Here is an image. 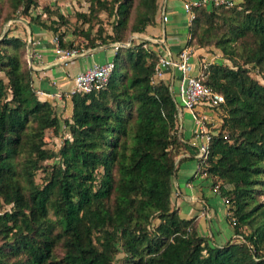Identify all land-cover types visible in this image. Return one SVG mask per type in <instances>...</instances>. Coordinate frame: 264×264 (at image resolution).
Masks as SVG:
<instances>
[{
  "label": "trees",
  "instance_id": "16d2710c",
  "mask_svg": "<svg viewBox=\"0 0 264 264\" xmlns=\"http://www.w3.org/2000/svg\"><path fill=\"white\" fill-rule=\"evenodd\" d=\"M36 3L9 0L2 17L16 15L15 7L26 14ZM132 5L128 29L143 30L154 21L157 0H88L77 15L87 20L103 8L112 30L78 28L79 42L57 32L58 43L84 48L123 40ZM189 9L184 43L212 44L227 60L207 59L200 76L223 96L214 106L221 120L210 134L203 176L223 198L231 233L219 243L199 233L195 214L180 215L172 201L175 155L185 142L167 83L150 79L157 56L148 39L117 44L113 79L110 70L104 85L69 92L64 132L53 102L31 84L25 37L6 27L0 264H111L116 251L118 264H264V0L200 1ZM27 15L28 23L55 32L53 18ZM47 128L61 135L56 147L45 144Z\"/></svg>",
  "mask_w": 264,
  "mask_h": 264
},
{
  "label": "crops",
  "instance_id": "0c3cea01",
  "mask_svg": "<svg viewBox=\"0 0 264 264\" xmlns=\"http://www.w3.org/2000/svg\"><path fill=\"white\" fill-rule=\"evenodd\" d=\"M184 4L185 0H157L154 21L146 24L143 30L134 31V34L145 38L148 35H163L170 49L175 51L184 43L187 35L188 19ZM14 29L16 33L25 37L24 56L29 66L31 84L35 90L42 91L38 92V96L61 105L66 113L70 107L68 91L71 86V74L92 61L109 58L113 53V48L108 41L86 46L82 53L62 58L55 53L52 33L46 27L27 23V28L24 30ZM184 112L189 116L188 111L183 109L178 126V132L181 131V135ZM188 119L190 121L189 135H182L185 147L175 155L176 169L171 181L172 201L176 204L180 215L195 214L199 233L211 235L216 241H221L231 233V225L225 219L221 196L208 187V179L203 174L195 171L196 158L192 153V144L196 139L191 133L193 124L190 116ZM181 155H187V157L177 161ZM216 206L217 209L218 206L221 208L222 215L218 216L214 209ZM211 217L214 218L213 222ZM211 223H214L212 228H215V233L212 231Z\"/></svg>",
  "mask_w": 264,
  "mask_h": 264
},
{
  "label": "built area",
  "instance_id": "2783aa9c",
  "mask_svg": "<svg viewBox=\"0 0 264 264\" xmlns=\"http://www.w3.org/2000/svg\"><path fill=\"white\" fill-rule=\"evenodd\" d=\"M200 1L228 4L233 0H185L184 9L187 12L188 20L192 14L189 9L190 4ZM134 36L137 35L134 34ZM138 38L140 37L138 36ZM52 39L55 53L62 58L78 55L84 51V48L78 46L60 45L56 35H52ZM146 39H148V46L156 52L157 56L150 79L155 80L157 77H162L167 83L175 103L178 126L183 109L188 111L193 124L191 133L196 139L192 144V153L196 158L195 171L204 174L206 163L203 160L208 152L210 134L217 128L221 120L219 112L214 106L223 99L222 93L201 79L199 67L193 71V65L199 64L201 67L207 60L204 57H200L201 60L195 58L196 50L192 45L183 43L175 51H172L163 35H148ZM122 41L129 42L130 38L129 40L126 38V40L114 39L110 41L113 51ZM112 65V58H106L92 61L85 67L76 70L71 74V86L68 92L86 91L92 87L104 85ZM173 83H175V88H173ZM36 92L42 91L37 89Z\"/></svg>",
  "mask_w": 264,
  "mask_h": 264
},
{
  "label": "rangeland",
  "instance_id": "374dc122",
  "mask_svg": "<svg viewBox=\"0 0 264 264\" xmlns=\"http://www.w3.org/2000/svg\"><path fill=\"white\" fill-rule=\"evenodd\" d=\"M36 2L37 3L34 6H30L28 8V13H26V14H22L19 11V7H15V9L13 11L16 12V15L8 17V18H3L2 16L4 15V13L9 11L10 5H9V0H0V13H1V16H0V19H1L0 33L3 30H5L6 27L10 28V31H14V32H15L14 28H18V30L26 29L27 23H28L26 20V18L28 17L27 14H33V15L39 14V17L43 18L47 22L50 18H53L54 20L52 22V25H54L56 27L55 32H52V30L50 28H47V27L46 28L51 31L52 35H56L57 40H58V35H60L61 38L65 39V40H70L72 42H79L81 36L79 35L80 33L77 32L78 28L88 27L90 33H93L96 31L103 33V32H110L112 30L113 17L110 13L107 12V10H105L103 8L98 9L95 12V14L88 13L87 14V16H88L87 20H82L80 18V16L77 15L76 12L78 10H86L87 9L88 0H36ZM133 2H134V0H133ZM44 6H47V8L49 10L44 9L45 8ZM58 12H60L61 16L58 15ZM132 16H133V5L131 6V8L129 7L127 17H126V21L124 24L125 27L123 28V30L121 32L123 37H124L123 40H126V38L128 36H131L130 39L132 38V41H135L138 39V36H134V33H135L134 30L131 31L128 29V26H129V23H130ZM87 22L89 25H87ZM57 32H60V34L57 35ZM196 47H195V49L199 50V51L195 52L196 53L195 58H197L198 60H201V59H199L200 57H204L205 60H207V59L208 60H211V59L226 60L220 56V54L218 53V49L215 46H212V44L202 45V47H198V48H196ZM97 50H99V49H97ZM95 53H97V51H95ZM109 58H112V55L109 56ZM198 67L201 68L199 64L193 65V71H195ZM117 72H118V69L116 67H114L113 70H111V72L109 74V76H110L109 78L113 79L116 76ZM249 73L252 76L259 78L258 72H256L254 69L251 68L249 70ZM173 88H175V83H173ZM53 104H54V108L58 112V116H59V120H60V126H62V128L64 129V124H63L62 118L66 114V112L63 111L64 108L61 107V105H59V104L56 105L55 103H53ZM183 115H184V118H183V122H182L183 123L182 135L188 136L189 135V133H188L189 132V126H190L189 125L190 121L188 119L189 116L185 112L183 113ZM64 132H66V129H64ZM44 137H45V144L46 145L56 147L57 143L60 140L61 135L52 134L51 130L49 128H47L44 132ZM49 159L50 158H48L47 160H49ZM38 174H39V172L37 171L36 175H38ZM208 187L211 189H214V186L208 185ZM260 198H264V193H262L260 195ZM222 200H223V198H222ZM214 209L217 211L218 216L222 215L221 208L219 206H218V209H217V206ZM225 219H226V216H225ZM155 220H156V218H153V221H155ZM213 221H214V218L211 217V222H213ZM213 224L211 223V228H212ZM212 231L215 233V228H212ZM216 242L219 243L220 241H216ZM120 254H122L121 251H116L114 253V258L112 260V263H115V264L119 263V255Z\"/></svg>",
  "mask_w": 264,
  "mask_h": 264
},
{
  "label": "water",
  "instance_id": "95a60500",
  "mask_svg": "<svg viewBox=\"0 0 264 264\" xmlns=\"http://www.w3.org/2000/svg\"><path fill=\"white\" fill-rule=\"evenodd\" d=\"M130 37H131V36H128L127 39L129 40ZM127 42H128V41H127ZM127 42H126V41H122L121 43H122V44H126Z\"/></svg>",
  "mask_w": 264,
  "mask_h": 264
}]
</instances>
